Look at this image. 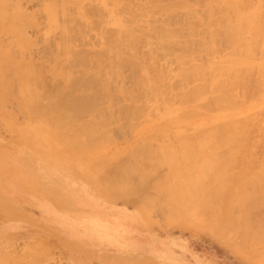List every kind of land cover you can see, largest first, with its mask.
<instances>
[{
    "label": "rangeland",
    "instance_id": "1",
    "mask_svg": "<svg viewBox=\"0 0 264 264\" xmlns=\"http://www.w3.org/2000/svg\"><path fill=\"white\" fill-rule=\"evenodd\" d=\"M79 1L80 0H13L11 3L7 2V4L9 3L8 6H6L7 12L12 13L20 8L21 10H19L21 13L18 14L22 15V17L25 15L21 20L29 17V21L33 23H29V21L26 20L27 18L25 19L27 23L24 22V24H28V26L26 27L23 25L26 27V30L24 27L22 28V31L26 32H24L25 35H23L26 40L21 37L23 41H20L21 39L15 31H1L0 53H2V50H5L3 47L9 48L13 43L14 46L12 45V47L9 48V50L12 49L11 55L15 52V57L19 58L22 56L21 60L24 56L23 59H25V62L27 61V63L33 64L31 68H34L36 74L32 80L34 90L30 94L19 92L18 84H15V74L12 70H10L11 72L6 70L5 73L6 78H8L9 81L12 79L15 83L10 81L8 86L9 89L7 90L8 95H6L5 100L2 101L3 105L2 103L0 104V109L3 110H0V264H264V241L256 243V245L255 242H243L245 244L243 245L242 241H238L242 237H240L239 224L237 225V223H234L230 228L228 227L219 231L211 226L204 216L206 215L205 213L200 214V212L198 213L194 208H186L180 215H169V209L166 210L168 207L165 208L166 203L158 189L160 180L167 172L168 166L164 163H160L161 165L159 163L153 165L149 163V160L146 161L147 164H145L146 162L144 161L146 160V158H144V152L146 150L144 149L147 148L149 151L153 150L151 152L154 154L158 151L160 147L159 144L174 145L173 143L176 141L175 135L180 129L178 128L179 125L181 129L185 127L184 130L187 132L186 134L192 131L193 135L196 133L194 131L199 126V121L201 122L203 119L201 114L200 116L191 117L187 115L188 118L184 116L185 111L183 112L182 110H186L188 104L185 103L187 99L184 97L182 98V95L188 93L186 89L188 87V90L191 89L190 86L193 85V81L182 78L181 71L184 67L193 65L194 63L203 64L204 61L207 60L206 58L212 59L213 62H220L227 56L229 45L224 43L225 41L222 40V38L220 40V38L216 37L213 40L215 52L213 51L210 55L206 53V50L199 48L200 46L198 47L197 43L195 44L193 40V42H191V38H189V41L186 40L188 37H193L194 33V40L195 37L197 38L199 35L206 36L205 22L208 13L205 9V5L207 4L206 7L208 6L209 0H183L182 2L187 1V3H184L187 10H191L192 14L193 12L195 14L190 17L189 14L191 13L186 15V13H184L186 8L183 9L182 7L181 9L177 7V10L174 11L175 13L173 14H167V11H165L166 5L161 7L159 5H162V3L164 4V2L166 4L169 0H158V2H156L157 0H146V2L145 0H81L80 3ZM148 1L151 2L149 3ZM204 1H206V3ZM14 2L17 4L12 5ZM116 2H119L120 5H118L119 8L117 9V5L115 4L116 8L114 9L116 10H114L113 7ZM147 2L148 5H146L149 8L148 10L146 7L147 11L151 13L150 16L152 15L151 17L155 19V21H152L153 19L150 18L149 15L146 17V13H141L140 7L142 5L144 6ZM153 2L156 3L157 6H155ZM128 3H133L134 5L131 4L133 5L131 6ZM82 4L84 7H82ZM11 6L14 10L9 8ZM77 6H80L81 9L86 8L84 10L87 11V13L84 11V13H86L84 15L80 10L78 11L83 15L78 13ZM135 6V9H137L138 6L140 8L139 11L137 10V15L140 13V17H136L137 15H135ZM218 7H213V9H215L213 13H216L214 15L215 18L216 16L219 17V15L220 17L222 16L220 14L221 10L219 9L223 6L221 5L219 8ZM162 8L165 10H162ZM8 9L11 11H8ZM133 10L135 12L134 14H132ZM187 10L185 12H187ZM51 11L52 13L54 11V14H51ZM49 15L52 16V20H48ZM134 15L135 17H132ZM142 15L145 16L143 17ZM81 16L82 19L80 18ZM218 17L217 19L221 20L222 17ZM131 18L134 20L132 21ZM146 18L147 21H144ZM198 18L202 23L203 20L205 21L203 23L204 25L199 23ZM193 19L194 26H192ZM19 20L20 18H16V22ZM76 20L77 22L74 23ZM180 20L183 22L187 20V22L185 21L186 23L191 22L190 24L188 23L186 27L191 25L197 32L194 30L195 32L192 33L193 35H190L191 33L189 32L190 34H188L187 29H185V32L182 31L181 28L182 34H188V37L185 35V38L187 37L185 39L184 35L180 34L181 32L179 29L180 24L181 27H185V24L182 26ZM134 21L136 26L134 25ZM16 22L13 24L17 25L18 23L16 24ZM196 22L199 24L197 25ZM80 23L82 28H80ZM158 23L160 27L166 26L168 29L171 28V33L172 28H175L173 30L178 33L180 32L179 34L181 37L176 33L177 36L174 37L175 39L173 40L171 39L173 38V33H170L171 37H167L170 39L165 40L166 38L163 37L164 34H162V36L159 33L165 29L167 30V28L165 27L164 30H161L163 28L158 29L159 27H155ZM68 25L70 26L68 27ZM83 25L86 26L83 27ZM141 25L144 26L142 27ZM65 26L68 27V30ZM121 26V30L123 31H126L127 27V29H131L130 31L133 29L131 33L133 34L131 35L133 38L130 37L132 41L134 39V42L129 40L130 37H127L130 33L128 31L127 33L122 32L125 35L120 36L126 39H122L123 41H121V38H119V41H117L118 37L116 36L115 38L113 35H120L115 34V31ZM124 27L125 29H123ZM150 27L153 30H150ZM177 29H179V31H176ZM158 30H160V32ZM64 31L68 32V41L66 39V32L65 34L63 33ZM80 31L83 32L80 33ZM112 31L114 32L112 33ZM176 34H174V36ZM26 35L28 36L27 38ZM113 38L117 41V45H115L116 41ZM178 38L184 39L179 40ZM27 39L28 41L30 40L28 43ZM183 40H186V44H184L185 41L183 42ZM120 41L124 46L121 43L122 47H120ZM178 41L180 42L178 43ZM124 42L127 43L125 44ZM17 45H22L23 48L21 47V49L23 51L20 50L19 46V49L15 47ZM118 45L122 51H124L122 49L123 47L124 49L126 48V50L127 48L129 49L127 50L128 55L125 54V51L122 53L123 55H127H124L123 59L121 57L122 55L119 56L122 59L120 64L116 63L117 61L115 59L117 58L114 55L116 50L113 47H117V53L120 49ZM67 47L69 48L67 49ZM216 49L218 50L216 51ZM9 50L7 52H9ZM86 50L88 54L85 52ZM77 52H80L82 55L79 53L81 55L79 56ZM119 52L117 54H119ZM102 53L103 55H101ZM129 53L131 55H129ZM257 55L260 56L261 54L259 52L258 54L255 53L254 57H257ZM259 56L253 58L254 61H258L261 57ZM95 57L99 59H95ZM125 57H127L126 59L128 60H126ZM135 57L138 58V60L135 59ZM101 58L103 59L101 60ZM113 58H115L114 60L116 62H111ZM129 59L136 60L134 62L140 63L141 65H136L132 60L130 63ZM97 62L100 64H96ZM111 63L115 64V66L112 64V70L110 69ZM37 68L39 69L37 70ZM85 68H88L87 71ZM91 68H93L95 74L97 73V77L94 72H92L93 70ZM88 72L93 74L91 75ZM141 72L146 74V79H156L159 81L158 86L159 90H161L159 91L160 93L158 92V94H155L158 91L157 88L153 95L147 93V91L150 92L151 89L148 88L149 90H147L145 83L143 84L141 81L140 78L143 75ZM255 72L252 73V76L257 75ZM239 74L243 75V70ZM72 75L73 77L75 76L76 79H74ZM81 76L83 77L81 78ZM79 77L82 81L81 79L79 80ZM257 77L258 75L253 78L256 80ZM250 78L252 77L250 76ZM76 81L78 85L75 84ZM85 82L88 83L86 84ZM84 83L86 85H84ZM96 83L98 85H96ZM106 83L107 85H104ZM254 83L251 81L249 86H242L241 88L238 86L240 84L237 86L235 85V89L233 87L234 91L229 87V94L230 92L232 93L228 95L232 98L236 106L234 105V108H226L228 110H223L225 107H221L222 109L220 107L219 109L218 107H215L216 109L214 107L211 108L215 105H210L213 100L211 99L213 91L210 92L209 88L207 89L208 91L206 90L207 92L205 91L206 93L203 94L202 100L204 101L208 98L207 101L204 102H207V104L209 103L208 108L210 106L212 110L204 109L203 113L209 116L212 114L214 115V113L217 114L220 109L223 112H230V116H238L239 113H251L254 111L251 115L247 113L250 115L248 117H251L252 122L248 123L250 127L246 130L248 133L250 132V135L248 133L245 134L249 139L256 140V142L253 140V144H251L253 146L248 145L249 149H247L249 151L250 148H254L252 151L250 150L253 156L247 150H245V152L247 151V154L252 159L253 164L251 165L255 168L260 161L261 163L264 162V132L262 133L264 127L262 131L257 128L261 126L259 124L260 120L264 119L262 118L264 117V110L258 109L256 105L258 104L259 97L255 96L257 92L255 93V89L253 90L252 84ZM256 83L254 84L255 88ZM65 85H69L68 87H71V89H77L78 92L76 90L75 92L69 88L72 99L77 95H79V97L77 96L78 99L82 98L86 100L93 99L95 96L96 99L92 102V104L95 103V106L90 103L86 104L89 110H86V106H84L77 116L74 117L72 116L70 108H68L69 105L65 104V101H62L60 97L59 99L61 100L56 98L59 103L58 108L59 110L61 109L58 114L60 119H54L51 118V116L48 117L46 114L44 118L48 120V123L45 121V124L42 117H38L36 114L35 116L37 117H33L34 112H32V106L38 107L47 95L54 93V90H62V93L67 94L65 91L68 90V87ZM74 85L77 87L75 88ZM72 86L74 88H72ZM86 86L88 88H86ZM258 86L259 85H257V87ZM250 87H252L256 98L250 94L254 98L250 101V95L247 96L250 97L247 104L248 98H243V96L244 91L250 90ZM119 88L120 90L126 89L127 92L125 90L120 91ZM238 88L241 90L244 88V90H242L243 93L241 90H238ZM252 90L246 93H252ZM89 91L92 92L94 96L88 93ZM256 91L258 90L256 89ZM125 92L127 94H125ZM106 93L109 96L106 95ZM86 94L88 97L91 95V98L86 97ZM128 94L131 98H127ZM214 94L217 95L218 91H214ZM47 98L48 100L51 99V97ZM47 98L44 100V104H46ZM62 98L66 100V95ZM180 98H182V100L184 99L183 103ZM209 99L210 102H208ZM236 99L240 102L236 101ZM180 102L182 104H180ZM39 107L44 106L40 105ZM182 107H184V109H182ZM106 109H108V111ZM254 109H257V111ZM262 109H264V107ZM165 110H167V114L169 110V114L171 111L174 112L175 117L177 112V118H179L178 120L181 119L180 121L182 122H179L180 124H166L168 120L166 121L165 119H168L170 115H166ZM259 111L262 112H260L261 115L258 114ZM98 112L101 113V116ZM126 112H129L128 114L131 116L127 115ZM51 113L54 115L53 112ZM51 113L48 112L49 115H51ZM174 114L171 113L172 118H170L169 121L173 119ZM127 116H130V118ZM259 116H261V118ZM95 117L96 119H94ZM175 117L173 120H177ZM254 117L256 119H253ZM110 118L113 120L112 122H110ZM189 118L190 120H188ZM249 118L247 119L250 122L251 120H249ZM91 119L95 122L101 120V122L95 123ZM55 120L57 121L54 122ZM105 120L110 123L107 125L106 121L105 125ZM254 120L258 121L257 123L260 126H256L257 123L253 124ZM195 121L198 123L196 124ZM61 122L67 126L63 123L61 124ZM194 122L196 126H194ZM262 122V126H264V120ZM55 124L58 126L56 127ZM60 124L64 128H60ZM70 124L72 126L74 125V127L79 126L80 128L77 127L79 131H75V129L66 131L67 129H65V127H70ZM252 124L254 125L252 126L253 128H251ZM91 125L97 128L101 126V128H103L102 130L105 128L107 130L105 129L106 132H100L101 128H99L100 131H96L97 128L93 129L92 126L90 134L88 127ZM192 125L194 127H192ZM107 126L109 127L107 128ZM86 129H88L87 132L89 133L85 134L87 136L84 135ZM243 131L244 133L246 132L245 130ZM61 132H63L66 137H82V139L88 142L93 141L94 145L91 146L89 155L79 159L78 157H70L67 152L62 151V147L53 140V138L56 139ZM98 134H101V136ZM88 135L90 137H88ZM107 135L110 136L108 137ZM245 136L243 135L244 138ZM255 136H258V139L255 138ZM100 137L104 138V140H101ZM141 139H148L145 140V144L143 143L144 146H142V141L144 140ZM250 143H252V140ZM146 144H148L147 146L149 148L145 146ZM254 145L256 146L254 147ZM140 156L143 158V166L145 167V165H147V167H149L145 171L147 172L150 170V172L146 174L144 171L145 173L143 172L142 174L144 177H142L141 174V177H138L139 173L135 172L137 171L136 169L134 173L129 172V176L127 175L125 178L121 177L120 180H123V182L121 181V184L123 183L122 187H125V189L128 187L126 192L123 189L113 192L108 190L110 185L119 184L116 181H118V177L121 176L120 173L122 174L120 169L126 165L131 167L135 163L134 166L136 167L137 162H140L138 160H141ZM255 160H258L259 163ZM131 163L134 164L132 165ZM142 163L140 164L141 168L143 167ZM137 167L140 169L139 163ZM151 167H153L152 170ZM238 168V165L234 164L232 170H237ZM112 179L116 183L113 182ZM108 182L110 183L109 185H107ZM257 184H253L255 185L253 188L256 192L258 190ZM117 191H121V194ZM253 194L255 195V193ZM147 198H150L149 203L148 200H146ZM248 202L250 203V200ZM262 214L264 215L263 210ZM249 244L255 246L252 247Z\"/></svg>",
    "mask_w": 264,
    "mask_h": 264
},
{
    "label": "bare ground",
    "instance_id": "2",
    "mask_svg": "<svg viewBox=\"0 0 264 264\" xmlns=\"http://www.w3.org/2000/svg\"><path fill=\"white\" fill-rule=\"evenodd\" d=\"M10 1L11 0H8V1L7 0H0V32L1 31H5V30H7L8 32H10L12 30V31H15L17 33V35H19L20 39H21V37H23V39H24V36L23 35H25L24 34L25 31H22V28L24 26H26V27L28 26V24L26 25V24H24V22L27 23V21H29V19H28L29 17L28 18L26 17L27 19L24 18L23 20H21V18H23L25 15L23 13L24 16L22 17V15H19L18 14V13H21V11H20L21 9L20 8H19L20 10L17 9L16 11H14L12 13L11 12H7L6 6H8V4L11 3L13 0L11 2ZM89 1H91V0H89ZM161 1H165V0H161ZM182 1L183 0H180V1H178V0L177 1L169 0L166 4L164 2V4L162 3V5H159V6L161 7V6L166 5V8H165L166 10L163 9L164 7L162 8V10L167 11L166 12L167 14L168 13L169 14L170 13L173 14V13H175L174 11L177 10V7H180V9H181V7L183 9L186 8V6H185L184 3H187V1H184V2H182ZM206 1H204V2L206 3ZM251 1L250 0H209L208 6L206 7L207 4L205 5V9L207 10V13H208V15L206 17L207 20H206V22L203 20V23L205 22V27H206L205 28L206 29L205 30L206 31L205 32L206 33V36H205L206 39H205L204 36L199 35V34H197L199 36H197V38L195 37V40L193 39L194 36H195V33L194 32L195 31L197 32V30H195L192 27V26H194L193 25L194 24V22H193L194 19L192 20V22H193L192 23V26L189 25L187 27H186V25H188L189 22L186 23L187 20H185L186 22L184 21L185 22L184 23L183 21L180 20L182 22V26L185 24V27L184 26L181 27L180 26L181 24L179 25L180 32H181V28H182V31H185V29H187V33L188 34L191 33L190 35H193L192 33H194V36L193 37H188V34H182V32L181 33L179 32L181 35H184V38H185V35L188 37V38L186 37L187 39L185 38L187 41H189V38H191L190 39L191 42L194 41L195 44L197 43V46L198 47L200 46L199 48H202V49L206 50V53L210 55V54H212L213 51L215 52L213 40L216 37L217 38H220V40L222 38V40L225 41L224 43H227L229 45L228 46L229 49L227 51L228 53H227V56H225L220 62H213L212 59L206 58L207 60H205L203 64H201V63H198V64L197 63H194L193 65H189V66L184 67L182 69V71H181L182 78H186V79H189L190 81H193V85L190 86V88H191L190 90H188L189 87L186 89V92L188 91V93H186V92L183 91L184 93H186L185 95H187V96H185L184 94L182 95V98L184 97V98L187 99L185 101V103L188 104L186 110L184 109V107H182V109H184V110H182L180 108L179 109L182 110L183 112L185 111L184 112L185 113L184 114L185 117H187V115L189 117H191V116H200V114H201L203 116L202 117L203 119H202L201 122L198 120L199 121V126H198L199 128L197 127L195 129L194 132H196V133H194L193 135H192L193 132L192 131L190 132L189 130H188L189 131V134H186L187 132H185V130H184L185 127L184 128L182 127V129H181V126L179 125L178 126V128H180L179 129V132L175 135L176 136V141H175L176 144L175 143H173L174 145L164 144V143H163V145L159 144L160 147H159L158 151L156 153H154V154H152V152H151L153 150L150 149L151 151H149V150H147V148L144 149V150H146L145 152H147V153L144 152V156H145L144 158H146V160H144V161L146 162V161L149 160L150 161L149 163H151L153 165L156 164V163H159V164L160 163L161 164L164 163V164H167V166H168V169L166 170L167 172L165 171L166 173L163 175V177L160 180V185L158 186V189H159L160 193L162 194L163 199H164V201L166 203L165 204V208L168 207L166 210L169 209V215L170 214H172V215L173 214H175V215H178L179 214L180 215L181 212L184 209H186V208H194L198 213L200 212V214L201 213H205L206 215H204V216L208 220V222L211 224V226H213L215 229H217L219 231H222V230H224V229H226L228 227L230 228V226L234 225V223H237V225L239 224V231L241 233V235L240 234L239 235H240V237L241 236L242 237L238 241L239 242L242 241V243L243 242H246V243H249V242L250 243L251 242L254 243L255 242V245H256V243H259V242H263L264 241V215L262 214V210L264 212V208H263L264 207V162L261 163V161H260V163H261L260 164L258 162V160L257 161L255 160L257 163H259L258 164L259 167L258 166H255V168H254V166L251 165L253 163H252V159L247 154V151H248L247 149H249V146L248 145L253 144V140H255V139H251V138L249 139L248 137L245 136V134L248 133V131H246V130H248L249 127H250V126H248V123H251L252 122L251 117L249 118L248 116H250L251 113L254 112V111H252L251 113H249V112L239 113L238 116H230V112H228V111H226V112L221 111V109L223 107H225V108H223V110L224 109L225 110H228L226 108H232V107L234 108V105L235 104L233 103L232 98L229 96L232 93V92H230V94H229V91H228L229 87H230V89H232V91H234V89H235L234 86L235 85L237 86L238 84H240V85H238L240 88L242 86L243 87L244 86L247 87V85L249 86V84L251 83V81H252V83H254V81H255V83L257 82L256 83V88L254 86L255 83L252 84L253 86L250 85V86L253 87V90L255 89L254 92L255 93L257 92L255 96L256 97L257 96L259 97L258 104H256V105H257L258 109L260 108L262 111L264 110V109H262L264 107V0H257V1L253 0L252 2ZM7 2H9V3L7 4ZM80 2H81V0L79 1V3ZM145 2H146V0H145ZM148 2L150 3L151 1H148ZM148 2L145 3V5L146 4L148 5ZM156 2H158V0ZM16 4L14 2V4H12V5H16ZM115 4L117 5V9H118L119 8L118 5H120L119 2L114 3L113 9L116 8L115 7ZM128 4L131 5L133 3H131V4L128 3ZM154 4H155V6H157L156 3H154ZM220 4L223 7H220L221 6ZM133 5H131V6H133ZM147 5L145 7L142 5L140 7L141 9L139 8V6H138L137 9H135L136 8V6H135L134 7V10H136L135 11L136 12L135 15H137V13H138V11L140 9L141 10V13L142 12H144L143 14L146 13L145 14V15H147L146 17H148V15H149V17L152 18L151 17L152 15L150 16L151 13L149 11H147V8H148ZM217 5L218 6L220 5L219 6L220 7L219 10H221L220 11V14L222 15L221 16L222 18L220 17V15H219V17L216 16V18L214 16L216 13L215 14L213 13L215 11V9H213V7L214 8H215V6L218 7ZM20 7H21V5H20ZM77 7H78L77 8V11L80 10L82 13H84V11H85L84 9H86V8H82L81 9L80 6H77ZM82 7H84L83 4H82ZM9 8H11V10L12 9L14 10V8L12 6L9 7ZM145 8H146V10L144 11ZM130 9H133V8H130ZM11 10L8 9V11H11ZM22 10H23V8H22ZM89 10H88V13H89ZM114 10H116V9H114ZM134 10L132 11V14L135 13ZM148 10H149V8H148ZM186 10H187V8L185 9V11ZM222 10L224 11V13H223ZM17 11H19V12H17ZM24 11H25V9H24ZM153 11H155V10H153ZM185 11H184V13H186V15H188V13H191V14H189V17L192 16V15H195L194 12L192 14L191 10L190 11L187 10V12H185ZM85 12L87 13V11H85ZM151 12H152V10H151ZM78 13H80V12L78 11ZM82 13H80V14L83 15ZM86 13H84V15ZM27 14H29V13L27 12ZM51 14H54V11H53V13L51 11ZM230 14H232V15H230ZM135 15L132 16V17H135ZM139 15H140V13H139ZM139 15H137L136 17H138ZM154 15H155V13H154ZM29 16H30V14H29ZM50 16L51 15H49V19L48 20H50L52 18V16L51 17ZM217 17L218 18H221V20L220 19L218 20ZM16 18H20L21 22H20V20L16 22ZM80 18L82 19V16ZM84 18H85V16H84ZM25 19L27 21H25ZM135 19H137V18H135ZM138 19H140V18H138ZM131 20H132V18H131ZM129 21H130V19H129ZM144 21H147V18H146V20L144 19ZM150 21H151V19H150ZM152 21H155V19H153ZM198 21H199L200 24L202 23V21H200V19ZM219 21H221V22H219ZM15 22H16V24L17 23L18 24L17 25H14L13 23H15ZM30 22L33 23L32 21H29V23ZM75 22H77V20L74 21V23ZM113 22H114V19H113ZM199 23H197V25ZM82 24H84V23H82ZM158 24H157V26H155V27H159L158 29L163 28L161 30H164V28L166 27V26H163L162 24L161 25L163 27H160V24H159V26H158ZM66 25H67V22H66ZM79 25H80V28H82L81 23ZM131 25H133V24H131ZM134 25H135V21H134ZM139 25H137V26H139ZM197 25H195V26H197ZM69 26L70 25H68V27ZM84 26H86V25H83V27ZM141 26L143 27L144 25H141ZM26 27H24L25 30H26ZM65 27H67V26H65ZM68 27H67V30H68ZM116 27H117V25H116ZM127 28H126V31L124 30L125 32L123 30H121L122 29V26L120 28H117L116 31L114 30L115 31V34H120V35H113L115 38H116V36L118 37L117 38V41H119L118 39L121 38L120 36L121 35L122 36L125 35L123 33H127V31L130 32L127 37H130L131 35H133V34H131L132 31H133V29H132V31H130L131 29H127ZM152 28H153V25H152ZM152 28L150 27V30H153ZM166 28H167L168 31L166 29L164 30L165 32L164 31L160 32V30H158L160 32V33L159 32L158 33L161 34V35L164 34V36L163 35L162 36L166 38L165 40L170 39V38H167V37H171V34L173 33L172 34L173 35L172 36L173 38H171V39L174 40L175 39L174 37H176L177 34H179V33L178 32H175L173 30L175 28H172V33H171V28L170 29H168V27H166ZM123 29H125V27ZM179 29H177L176 31H179ZM73 30H74V28H73ZM76 30H77V28H76ZM114 31H112V33ZM65 32L66 31H64L63 33L65 34ZM81 32H83V31H80V33ZM67 33L68 32H66V35H67L66 36V39L68 37V34ZM174 34H176V35L174 36ZM180 34L178 35L179 37H181ZM105 35H108V34H105ZM110 35H112V34H110ZM27 37L28 36L26 35V38ZM74 37H75V35H74ZM131 37L133 38V36H131ZM131 37L129 38V40L132 41V38ZM76 38H77V36H76ZM184 38H181V39L178 38V39L179 40H182ZM104 39H106V38H104ZM122 39L124 40L126 38H123L122 37L121 38V41H123ZM24 40H26V39H24ZM108 40H109V37H108ZM108 40H106V41H108ZM186 40H183V42L185 41L184 44H186ZM20 41H23V40L21 39ZM29 41L27 39V43ZM67 41H68V39H67ZM117 41H116L115 45H117ZM121 41H120V45L122 43ZM24 42H26V41H24ZM132 42H134V39H133ZM170 42H171V40H170ZM179 42L180 41H178V43ZM124 43L126 44L127 42H124ZM110 44H111V42H110ZM227 44H225V45H227ZM12 45L14 46L13 43H12ZM12 45H11V47H12ZM27 45H29V44H27ZM122 45L124 46L123 43H122ZM122 45L120 47H122ZM130 45L134 46L133 44H130ZM18 46L20 47V50H22L21 49L22 45L21 46L20 45H17L15 47H18ZM11 47L9 46V48H11ZM19 47H18V49H19ZM69 47H67V49ZM113 47L117 51V49H116L117 47L116 46H113ZM118 47H119V45H118ZM3 48H5V50H2L1 51L2 53H0V104L2 103V105H3V102L2 101H4L5 100V96L8 95L7 94V90L9 89L8 86L10 84V81L12 83L14 82V81H12V79L9 81V79L6 78V75H5L6 70H9V71L12 70V72L15 74L14 75L15 76L14 79L16 80L15 81L16 83L15 82L14 83L15 84H18L19 92H21V93L24 92V93H30L31 94V92L34 90V86L32 85V80L34 79L35 74H36V72L34 71V68H31L33 64H29V63H27V61L25 62V59H23L24 56H23V58L21 60V57L22 56H20L19 53L18 54L20 56L19 57L20 59L18 57H15L16 54H14L15 53L14 51H13L14 52L13 53L14 55L13 54H12L13 56L11 55V52H12L11 50L12 49L9 50V48H7V47H3ZM26 48H28V47H26ZM122 49L125 51V54L128 55L127 50H129V49L127 48V50H126V48L124 49V47ZM8 50H9V52H7ZM119 50H120V52L122 51L121 48ZM119 50H118V52H119ZM130 50H131V48H130ZM217 50L218 49H216V51ZM116 51H115V54L114 55L116 56L117 59L113 58L111 60V62L112 61L114 62L116 60L117 62L116 61L115 62L117 64L118 63L120 64V62L122 61V59H123V57H124L125 54L123 55L122 53H124V51H122L121 54L119 52V54H120L119 55V54H117L118 52L116 53ZM85 52L88 54L87 50ZM258 52L261 54L260 55L261 57L259 55H257V57L259 56L260 58L258 59V61H254L253 58L256 57V56L254 57V55H255V53L258 54ZM79 53H78V55L81 56L82 54L80 53L81 54L80 55ZM87 54H85V55H87ZM22 55H23V53H22ZM72 55H74V54H72ZM89 55H91V54H89ZM101 55H103V53ZM127 55H125V56H127ZM129 55H131V54L129 53ZM133 55H132V57H133ZM28 56H30V55H28ZM115 56H112V57H115ZM119 56H121L122 59ZM97 58L95 57V59H97ZM99 58H100V56H99ZM126 58L127 57H125V59ZM88 59H89V57H88ZM102 59L103 58H101V60ZM135 59L138 60V58H136V57H135ZM126 60H128V59H126ZM131 60L133 62L136 61V60H133V59H131ZM131 60L129 59V62ZM29 62H30V60H29ZM98 63L99 62H97L96 64H98ZM100 63H101V61H100ZM134 63H133V65H134ZM112 64H114V63H111L110 64L111 65L110 66V69L111 70H112V66H113ZM135 64L137 65V64H140V63H137L136 62ZM114 66H115V64H114ZM38 69L39 68H37V70ZM87 69L85 68L86 71H87ZM91 69L93 70V68H91ZM98 69H99V67H98ZM139 69H140V67H139ZM242 70H243V75H240L239 73ZM83 72H85V71H83ZM92 72H94V70ZM142 72H143V70H142ZM142 72H141V74H143ZM253 72L257 73V75H258V77L256 78V80L254 78L257 75L252 76V73ZM88 73L91 74V72H88ZM94 74H95V72H94ZM73 75H72V77H73ZM145 75L146 74L144 73L140 79L143 82V84L145 83V86L147 87L146 88L147 90L151 89L150 92L147 91V93H149V94L151 93L153 95V93L155 92V89L157 88L158 91L155 94H158V92L161 91V90H159V86H158L159 85V81L156 80V79H153V80L152 79H146V76ZM250 76L252 78H250ZM82 77L83 76H81V78ZM84 77H87V76H84ZM90 77H92V76H90ZM96 77H97V75H96ZM96 77H95V79H96ZM73 78L76 79L75 76ZM81 78L79 77V80ZM99 79H101V78H99ZM99 79H97V80H99ZM250 79H251V81H250ZM35 80H37V79H35ZM73 81H75V80H73ZM77 81H78V79H77ZM77 81H76L75 84L78 83ZM81 81H82V79H81ZM86 81H88V80H86ZM71 82H72V80H71ZM247 82H248V84H247ZM85 83L87 84L88 82H85ZM85 83H84V85H86ZM89 83H91V82H89ZM71 85H72V83H71ZM82 85H83V83H82ZM96 85H98V84L96 83ZM101 85H100V87H101ZM104 85H107V83L104 84ZM257 85H259V86L257 87ZM12 86H13V84H12ZM57 86H56V88H57ZM65 86H67V85H65ZM87 86H86V88H88ZM74 87H75V85H74ZM74 87L72 86V88H74ZM96 87H98V86H96ZM233 87H234V89H233ZM252 87H250V90H245L244 91V96L242 95L243 98H245V97L248 98L247 99L248 100L247 101V104L249 102V98L250 97H251L250 98V101H251L252 98L255 97L254 96L255 93H253ZM69 88H70V90H74V91L76 90L77 91V89H71V87H68V90L65 91V92H67V94L62 93L61 92L62 90L61 91L60 90L59 91L54 90L53 91L54 93H52L51 95H47L46 94L47 95L46 98L47 97H49V98L51 97V99L48 100V98H47L46 104H44L45 103L44 100L46 98L43 100V102L40 105H43L44 107H39L40 105L38 107H35L33 105L32 106V112H34L33 117L35 116V114L38 117H42L44 119V123H45V121L48 123V120H46L44 118L46 116V114L48 115V117L51 116V118H54V119L55 118H59L58 117L59 116L58 114L60 113L59 111L61 109L59 110V108H58V104H59L58 103V99L60 97H61L62 101H65V104H68L69 105L68 108H70L71 113H72V116H74V117L77 116V114L79 113V111L81 110V108H83L84 106H86V104H89V103L92 104L93 100L96 99V97L94 95H92V92H90V91L88 93H90L92 96H94V98L92 97L93 99H87V100L86 99H82V98H79L78 99L79 95H77L78 97L76 96L77 98L75 97L74 99H72L71 96H70L71 95V91L69 90ZM79 88H80V86H79ZM89 88H91V87H89ZM120 88H119V90H120ZM208 88L210 89L209 90L210 92L213 91L212 92L213 95H216V94H214V91H218V94L216 96H213L212 95V97H211V99H213V100L211 101L212 103H210V105L211 106L213 104L215 105V106H212L211 108L218 107V109H219V107L220 108L222 107L220 109V111L217 112V114L214 113V115L212 114L210 116L203 113V110L204 109H210V106L208 108L209 103L207 104V102H204V101H207L208 98H206L204 101L202 100L203 99V94H205L208 91L207 90ZM240 88H238V90H241ZM10 89H11V87H10ZM65 89H63V90H65ZM256 89L258 91H256ZM121 90H123V91L125 90L126 91V89H121ZM242 90H244V88H242ZM251 90H252V93H249V94L246 93L248 91L250 92ZM126 92H125V94H127ZM236 92H237V89H236ZM242 93H243V91H242ZM250 94L253 95L254 97H252ZM64 95H66V98H65L66 100H63L64 98H62ZM91 95H90V97H88L87 94H86V97L91 98ZM106 95H108V94L106 93ZM106 95H104V96H106ZM249 95H250V97H247ZM11 96H13V95H11ZM56 96H59V97H56ZM128 97L131 98L129 96V94H128L127 98ZM56 98H58V99H56ZM182 98H180V99L182 100ZM61 99H59V100H61ZM98 100H96V101H98ZM183 100L181 101L182 103L184 102ZM236 101H238V100L236 99ZM181 102H180V104H182ZM208 102H210V99H209ZM238 102H240V101H238ZM93 104L95 106V103H93ZM96 104H97V102H96ZM206 105H207V108H206ZM243 105H245V104H243ZM86 107H85V109L86 110H89L88 106H86ZM129 107H130V105H129ZM238 108H239V106H238ZM173 109H174V107H173ZM0 110H2V109H0ZM106 110L108 111V109H106ZM132 110H133V108H132ZM170 110H172V109H170ZM170 110H169V112H170ZM210 110H212V109H210ZM254 110L257 111V109H254ZM83 111H84V109H83ZM83 111H82V113H83ZM48 112H50V113L53 112L54 115L52 113H51V115H49ZM169 112H168V114H169ZM204 112H206V111H204ZM233 112H234V109H233ZM260 112L261 111H259V113H258L259 115H261V113H262V112L261 113ZM98 113H100V112H98ZM126 113H127V115H130V114H128L129 112H126ZM165 113H166V115H168L167 114V110H165ZM171 113L174 114V112H172V111H171ZM171 113L169 114L170 115L169 118L168 119H165L166 121L167 120L169 121V119L172 118ZM247 113L250 114V115H248ZM96 114H97V111H96ZM103 114H105V113H103ZM61 115H63V114H61ZM69 115H70V112H69ZM99 115L101 116V113ZM263 115H264V113H263ZM37 116H35V117H37ZM63 116H62V118H63ZM94 116H96V115H94ZM105 116H107V115H105ZM130 116L129 117L127 116V117L130 118ZM173 116L175 117V114ZM132 117H133V115H132ZM174 117H173V119H174ZM177 117H178V115H177V112H176L175 119ZM259 117L261 118V116H259ZM105 118H103V119H105ZM247 118H249V120H251V121L249 122ZM262 118H264V117H262ZM94 119H96V117ZM173 119H171L169 122L167 121L166 124H174V123L180 124L179 122H182V121H180L181 119L178 120L179 118H177V120H173ZM197 119H199V118H197ZM253 119H256V118L254 117ZM110 120H111V118H110ZM172 120L175 121V122H173ZM188 120H190V118ZM263 120L264 119H261L260 120V123L259 124L261 126L263 125V122H262ZM56 121L57 120H55L54 122H56ZM106 121L107 120L104 121V124H105ZM112 121L113 120H111L110 122H112ZM176 121H178V122H176ZM93 122H95V121H93ZM99 122H101V120ZM99 122H95V123H99ZM195 122H196V124L198 123L197 121H195ZM195 122H194V126H196ZM257 122L258 121L254 120L253 121V124H256ZM62 123L63 122H61V124ZM106 123H107V125L109 124L108 121ZM57 124H58V122H57ZM57 124H55L56 127L59 125V124L58 125ZM61 124H60V128L61 127L64 128ZM253 124L251 125V128H253L252 127V126H254ZM259 124L257 123L256 126L257 125L260 126ZM64 125H66V124H64ZM93 125H91L90 127H88L89 131L91 130V128H92ZM99 125H97V126H99ZM245 125L247 126V128H246ZM68 126H69V124H68ZM194 126L192 125V127H194ZM261 126H260V128L259 127H257V128L258 129H261V131H262V129H263L264 126H262V127ZM77 127L80 128L79 126L74 127V125L72 126L70 124V127H65V129H67L66 131H72L74 129H75V131H79V129ZM108 127L109 126H107V128ZM95 128H97V127L96 126H93V129H95ZM99 128H101V126H99L96 131H100ZM88 129H86V133H84L82 131L84 133V135L88 133L87 132ZM102 129L103 128H101V131L100 132H106L105 131L106 128L104 130H102ZM243 130H245L246 132L244 133ZM250 130H252V129H250ZM254 130H255V128H254ZM263 132L264 131H262V133ZM89 133L91 134V131ZM190 133H191V135H190ZM101 134H98V135L101 136ZM242 134L245 136V138L243 137ZM105 135H106V133H105ZM85 136H87V135H85ZM88 137H90V136L88 135ZM100 138H101V140L102 139L104 140V138H102V137H100ZM246 138H248V139H246ZM255 138L258 139V136H255ZM53 140L58 145H60L62 147L61 148L62 151L67 152L70 157H75V158L78 157L79 159H82L84 156L87 157L89 155V153L91 152V146L94 145V142L93 141L91 142L89 140L90 142H88V141L82 139V137H80V138H77V137H71V138L70 137H66L65 134H63V132H61L57 136L56 139L53 138ZM87 140H88V138H87ZM141 140H144V139H141ZM141 140H139V141H141ZM145 140H148V139H145ZM145 140L142 141V146H144L143 143L145 142ZM248 140H249V143H248ZM251 140H252V143H250ZM245 141H246L247 145H246ZM254 142H256V140ZM147 145L148 144H146L145 146H147ZM251 146H253V145H251ZM255 146L256 145H254V147ZM157 148H156V150H157ZM253 149L254 148H252V149L250 148L251 151ZM245 150H247V151L245 152ZM250 150L248 151L249 153H250ZM146 154H147V156H146ZM141 155H143V154H141ZM251 155L253 156V154H251ZM140 157H141V160L140 159L138 160L140 162H137L136 167L134 166L136 163L135 164L133 163L134 165L131 163L133 166L130 167V166L126 165V166L122 167V169H120L121 172H122V174L120 173L121 176L118 177L119 179H118V181H116L119 184H112V185H110L108 187V190H111L113 192V191H116V190L123 189L126 192V190L128 189V187L126 189H125V187H122V184L123 183L121 184V181L123 182V180H120V179H121V177L122 178H125L127 175L129 176V174H130L129 172L134 173V171L136 169H137V171H135V172L139 173L138 174V177H141L140 174L142 175L143 172L145 170H147L149 167H147V165H145L146 168L143 166L144 165V163H142L143 162V160H142L143 158H142V156H140ZM263 160H264V158H263ZM92 162H95V161H92ZM138 163H139V168L141 170L138 169V167H137L138 166ZM141 163H142V166H143L142 168H144V169H142L140 167L141 166L140 165ZM145 164H147V162ZM234 164H237L238 165L239 168L237 170H234V169L232 170V168L234 167ZM152 168L153 167H151V170H152ZM234 171H236V172H234ZM147 172H150V170H148ZM147 172H146V174H147ZM142 177H144V176L142 175ZM119 180H120V182H119ZM124 181H126V180H124ZM113 182H115V181L113 180ZM109 184L110 183L108 182L107 185H109ZM253 184H257V186H258L257 192L253 188L255 186ZM253 190H255V191H253ZM117 192L118 193L120 192V194H121V191H117ZM253 193H255V195ZM146 200H148V203H149L150 198H147ZM249 200H250V203L248 202ZM146 204H147V201H146ZM198 213H197V215H198ZM243 245H245V244L243 243ZM249 245L252 246V247L255 246L253 244H249ZM249 248H251V247H249Z\"/></svg>",
    "mask_w": 264,
    "mask_h": 264
}]
</instances>
